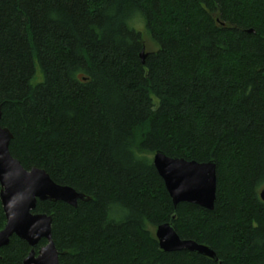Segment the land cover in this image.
Wrapping results in <instances>:
<instances>
[{"label":"trees","instance_id":"16d2710c","mask_svg":"<svg viewBox=\"0 0 264 264\" xmlns=\"http://www.w3.org/2000/svg\"><path fill=\"white\" fill-rule=\"evenodd\" d=\"M0 109L11 155L90 199L38 202L60 264H264V0H0ZM157 152L216 162L213 211L174 206Z\"/></svg>","mask_w":264,"mask_h":264},{"label":"water","instance_id":"95a60500","mask_svg":"<svg viewBox=\"0 0 264 264\" xmlns=\"http://www.w3.org/2000/svg\"><path fill=\"white\" fill-rule=\"evenodd\" d=\"M146 49L141 53L142 62ZM0 109V198L6 225L0 232V250L10 244L13 236L26 242L32 251L23 264H60L59 252L52 238V217L36 213L38 202H63L77 207L79 201H90L71 187L56 184L43 169L26 170L10 152L12 134L2 127ZM153 164L173 201L174 206L189 203L213 211L217 196V165L215 161L198 163L171 158L157 152ZM264 201V191L261 194ZM156 238L164 252L187 251L218 261L214 251L195 241L181 240L175 227L166 223L156 230ZM42 240L47 245L38 252Z\"/></svg>","mask_w":264,"mask_h":264},{"label":"rangeland","instance_id":"374dc122","mask_svg":"<svg viewBox=\"0 0 264 264\" xmlns=\"http://www.w3.org/2000/svg\"><path fill=\"white\" fill-rule=\"evenodd\" d=\"M148 50L153 51L156 50L157 46L154 45L151 41L147 40Z\"/></svg>","mask_w":264,"mask_h":264}]
</instances>
